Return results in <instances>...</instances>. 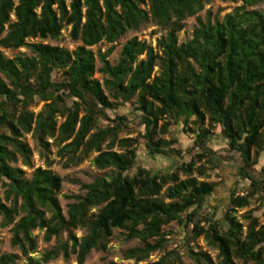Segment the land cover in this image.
Returning a JSON list of instances; mask_svg holds the SVG:
<instances>
[{
  "label": "trees",
  "instance_id": "trees-1",
  "mask_svg": "<svg viewBox=\"0 0 264 264\" xmlns=\"http://www.w3.org/2000/svg\"><path fill=\"white\" fill-rule=\"evenodd\" d=\"M220 1L241 5L221 20L196 19L191 39L178 44L182 22L211 0H0V49L28 48L32 54L7 58L0 50V227L12 226L11 246L19 250L24 264H46L59 254L65 259L75 255L82 264L92 250L106 251L113 230L123 231L125 240L139 241L140 246L123 253L138 264L169 243L162 228L171 222L189 234L187 247L202 236L218 250V264H236L234 259L264 264V224L248 215L243 235L242 225L230 214L264 193V166L261 179L248 171L256 164L251 150L264 152V15L248 9L264 0ZM148 24L165 31L155 48L132 38L122 46L115 65L106 60L108 52L97 53L98 71L105 76L102 87L92 78L95 55L90 47L113 44ZM64 27L80 42L71 52L28 42L56 41ZM55 70L61 71L59 81L51 79ZM133 97L143 127L142 146L150 158L180 157L173 147L176 139L154 141V136L157 129L166 134L171 125L184 127L191 117L196 126L193 146L201 150L198 158L213 153L207 144L217 127L227 151L239 155V178L249 184L242 195L234 185L222 222L205 213L215 184L194 178L192 162L169 170L137 167L129 175L137 163L138 141L117 135L127 122L119 108ZM35 100L44 103L36 114L28 110ZM57 118L62 119L59 125ZM100 118L107 122L103 129L97 127ZM23 134H31L46 166L34 169L29 179L12 166L19 158L23 166L32 167V150L22 141ZM51 145L65 159V168L95 153L93 166L116 172L81 183L84 194L67 197L73 203L65 216L57 199L62 178L48 169ZM179 171L185 175L182 180ZM36 229L44 231L45 241H56L40 259L30 256L36 252ZM77 229L85 232L80 238L73 233ZM188 254L195 264H214L207 253L188 247ZM178 257L173 250L152 264H176ZM16 260L15 254H0V264Z\"/></svg>",
  "mask_w": 264,
  "mask_h": 264
},
{
  "label": "rangeland",
  "instance_id": "rangeland-1",
  "mask_svg": "<svg viewBox=\"0 0 264 264\" xmlns=\"http://www.w3.org/2000/svg\"><path fill=\"white\" fill-rule=\"evenodd\" d=\"M240 5L241 3L239 1L231 3L221 2L220 0H211L209 4L204 5V8L201 12L193 17L187 18L182 22V29L177 34L178 44L187 42L191 39L192 32L197 27L196 19L205 21L208 17L211 21L214 19L221 20L224 15L231 13L235 7ZM248 10H257L264 15V1L255 7L249 8ZM11 19L13 20V16H11ZM164 34L165 31L148 24L145 27L143 26V28H141L139 31L127 32L113 44L101 42L90 47V50L95 55V72L92 78L97 80L103 87L105 76L98 71L100 68V64L96 59L98 52L101 54L108 52L106 60L109 62V64L115 65L120 56V50L122 46L130 39L136 38L138 41L146 42L151 47L155 48L156 40ZM28 42H41L50 46L59 47L69 52L73 51V49L80 45L79 41H73L69 37V27H64L62 29L61 36L56 41L49 39L43 41L39 39H33L29 40ZM0 50L7 58H12L15 55L24 53L27 56L32 55L28 48H19L17 50ZM142 58L143 56L139 57V59ZM154 71L156 72L157 68H155ZM51 79L53 81H59L61 79V71L55 70L52 73ZM104 93L105 95H108L105 89ZM109 100L111 101L110 98ZM134 102L135 97L119 108V114H124L126 116L127 122L126 127L122 129V131H120L117 135L118 139L131 138L138 141L139 146L137 150V163L135 168L129 172V175H133L137 167L154 169L162 168L169 170L171 167L177 168L181 163L192 162V176L194 178H196L198 181L215 184L214 194L207 198L205 213L213 214L216 221L222 222V216L229 206L230 196L234 185H237V188H234L236 194L242 195L244 187H247L249 184L247 180H242L239 178L238 169L242 165L239 155L235 152L227 151L226 142L220 135V130L217 127L213 131V136L207 144V147L211 149L213 153L205 155L202 158H198V156L201 154V150L193 146V137L196 126L193 124L195 118L191 117L187 120V123L184 127L181 123L177 125H171L168 127V132L166 134H160L157 129L156 135L154 136V141H157L158 139L165 141L176 139L177 143L174 144L173 147L180 150V157L173 155L171 159L162 157H155L154 159L150 158L142 146L143 127L139 126V117L133 110ZM43 104V102L35 100L34 104L28 107V110L36 114L43 108ZM107 115L110 118L114 117V114L111 112H107ZM61 122L62 119L57 118V125H59ZM163 123L164 120L159 121L158 128ZM106 125L107 122L103 118L98 120L97 127L103 129V127ZM206 127L207 118H205L203 125V128ZM22 141L25 142L32 150V167L29 168L23 166L19 158L17 163L12 166L22 169L24 171V177L29 179L34 169L37 167L44 169L46 166L44 160L38 155L36 143L33 141L31 134H23ZM48 142L51 143L52 140L48 139ZM106 143L107 141L102 146L103 150L106 148ZM119 150L120 149L118 147L114 146L113 151L119 152ZM49 151L50 153L48 157L52 161V164L50 167H48V169L62 178L61 188L57 193V199L64 216L66 215L67 205L73 203V200L67 199V197L82 196L84 194V191L80 189L81 183H91L97 177H107L116 173L110 168L100 170L93 166L91 161L95 157V153H90L88 157L78 165L68 166L65 168L63 166L65 159H61L57 156V148L51 145ZM254 160L256 164L251 169H248L249 174L255 179H261V174L259 171L261 170V167L264 166V152H256V150L253 148L251 150V161L253 162ZM178 178L182 180L185 178V175L179 171ZM164 189L160 194L161 196L164 193ZM0 199L3 201V189L1 188ZM164 202H168V200L164 199ZM91 212L96 213L97 209H92ZM230 214L238 221V223L242 225L243 235L248 223V215H250L252 218H255L259 224H264V193H260V195L250 198L249 204L246 207L235 208L234 211L230 212ZM11 227V225L4 228L0 227V254H15L17 256L15 264H24L25 260L21 257L19 250L16 247L11 246ZM162 232L166 234V239H168L169 243L163 250L153 252L146 261L140 263L138 262V264H152L173 250L179 253L176 264H195L194 261L189 257L188 247L194 252L207 253L212 259L213 263L218 264V250L208 246L202 236L190 241L187 247L185 238H187L189 234L184 233L182 226L178 225L176 222H171L164 226L162 228ZM73 233L77 238H80L85 234V232L80 229L75 230ZM32 236L36 244V252L30 254V256L35 259H40L42 254L50 251L56 245L54 238H51L49 241L44 240L43 230L36 229L32 231ZM62 237L65 239L67 235L63 234ZM140 245L141 244L139 241L135 239L125 240L123 231L113 230V234L107 245L106 251L101 252L100 250H92L82 264H135L133 260H126L123 256V253L127 249ZM68 246H70V243H68ZM234 261L236 264H244L239 259H234ZM46 264H77V262L75 255L70 254L69 257L65 259L61 254H59L57 258L48 261Z\"/></svg>",
  "mask_w": 264,
  "mask_h": 264
}]
</instances>
